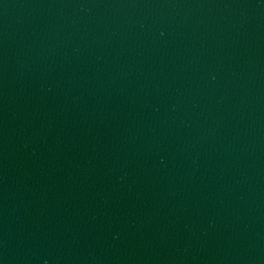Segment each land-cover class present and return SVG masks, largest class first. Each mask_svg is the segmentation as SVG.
<instances>
[{
	"label": "water",
	"instance_id": "obj_1",
	"mask_svg": "<svg viewBox=\"0 0 264 264\" xmlns=\"http://www.w3.org/2000/svg\"><path fill=\"white\" fill-rule=\"evenodd\" d=\"M0 264H264V0H0Z\"/></svg>",
	"mask_w": 264,
	"mask_h": 264
}]
</instances>
